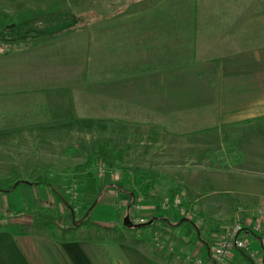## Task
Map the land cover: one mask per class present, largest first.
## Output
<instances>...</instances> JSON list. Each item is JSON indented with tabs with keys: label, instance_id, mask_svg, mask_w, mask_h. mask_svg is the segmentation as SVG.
<instances>
[{
	"label": "rangeland",
	"instance_id": "374dc122",
	"mask_svg": "<svg viewBox=\"0 0 264 264\" xmlns=\"http://www.w3.org/2000/svg\"><path fill=\"white\" fill-rule=\"evenodd\" d=\"M180 1L186 7V0ZM124 2L0 0V225L16 217H10L17 214L15 210L8 214L5 209L16 207L19 202L17 189L26 184L33 186L31 178L36 176L48 177L52 181L51 187H55L69 205L62 207L65 212L62 215L54 210L53 222L65 225L63 219L69 216L72 220L67 222L75 225L90 218V208L85 205L92 200V192L85 188L86 174L90 172L99 187L97 201L110 202L118 210V213L115 211L118 215L116 229L124 230L125 227L123 217H120L122 207L117 204L115 192L132 207L147 185L154 187L162 197L170 195L171 188H176L183 201L191 204L188 207L196 212L195 216L186 218L172 209L185 228L180 235L171 228L176 241L189 243L188 238L192 235H195L194 239L202 240L204 229L218 224L203 217L196 207L197 199L207 215L231 217L235 199L230 198L231 194L225 192V186L219 183L221 174L203 167L205 156L202 152L193 151L195 156L192 159H183L186 151L177 158L173 157V151L166 149L161 142L162 136L158 135L154 120L141 118L148 111L142 102L141 87L131 88L132 92L119 87L115 94V88L108 86L117 75L126 77L127 74L116 69L118 63L121 66L128 61L127 58L109 53L117 48L113 47L120 35L117 31L143 25L136 20L130 22V18L114 19L116 14L131 16L138 13L139 6H125ZM146 9L145 14L156 10L143 7L144 11ZM61 11L71 12V20L75 18L81 22L71 21V29L44 32V35L39 32L40 35L25 36L18 32V28L30 26L38 14ZM124 48L120 46L122 53ZM136 65L131 70L132 75L140 72ZM151 98L154 100L155 96ZM152 106L154 109L155 103ZM192 138L197 143L200 141L198 135ZM180 139L186 141L188 136L181 134ZM164 141L168 140L164 137ZM106 148L108 153L103 159L99 151ZM116 151H121L118 156ZM211 155L220 159L218 149ZM193 159L196 162H191ZM99 165L106 169L102 176L97 173ZM200 168L206 170L187 173ZM186 173L190 189L185 187L189 195L181 192ZM70 186L75 189L70 191ZM224 202L231 204L227 210ZM98 205L93 209L97 221L109 223L114 219L113 207ZM229 219L219 222L225 223ZM81 227H86L84 230L89 228L92 235L112 236L101 226L84 224ZM79 229L76 235L84 236V230ZM157 230L160 227L155 223L151 232ZM253 246L260 247L258 242Z\"/></svg>",
	"mask_w": 264,
	"mask_h": 264
},
{
	"label": "crops",
	"instance_id": "0c3cea01",
	"mask_svg": "<svg viewBox=\"0 0 264 264\" xmlns=\"http://www.w3.org/2000/svg\"><path fill=\"white\" fill-rule=\"evenodd\" d=\"M181 3L180 0H125V6H139L138 13L116 14L114 19L130 18V22L136 20L143 25L117 31L120 35L117 34L113 45L117 48L109 53L127 58L126 63L120 66L119 62L116 68L127 74L117 75L108 86L115 88V94L119 87L127 91L141 87L142 102L148 110L141 118L154 120L165 148L173 151L175 158L186 151L183 159H192L193 151H201L205 156L203 167L220 173L218 180L225 186L223 190L235 199L230 216H253L264 202V0H186V7ZM143 7L156 8L155 13L145 14L147 9L144 11ZM120 46H125L124 53ZM135 65L140 72L132 75ZM181 134H186L188 139L181 142ZM193 135L199 136L198 143ZM216 149L220 159L211 155ZM205 170L191 169L187 173ZM187 173L181 185L185 195L188 193L185 186L190 189ZM17 193L18 204L6 208V212L28 210L30 213L12 215L16 217L0 227V264H184L178 255H207L222 229L219 221L231 218L207 215L197 199L196 207L203 217L218 224L204 229L202 240L192 235L189 243H182L175 240L171 229L179 235L185 230L177 213L172 209L153 211L145 209V205L138 214L151 215L149 220L153 222L138 234L118 227L111 231L112 236H96L89 228L81 227L84 236L57 241L44 228L52 221V212L46 209L62 212L66 202L56 203L43 188L27 184L19 187ZM120 199L118 196L117 200ZM98 204L113 207L110 202H97L95 206ZM230 205L223 203L225 210ZM121 207L123 217L132 208L128 204ZM115 211L118 213L114 209V219L109 223L93 218L100 225L116 226ZM71 220L67 216L63 223L71 225L68 223ZM155 223L160 227L157 232L162 231L174 246L173 252H158L153 248L150 236ZM26 226L33 228L26 231L23 229ZM115 231L117 234H113ZM250 239L257 244L254 235Z\"/></svg>",
	"mask_w": 264,
	"mask_h": 264
},
{
	"label": "built area",
	"instance_id": "2783aa9c",
	"mask_svg": "<svg viewBox=\"0 0 264 264\" xmlns=\"http://www.w3.org/2000/svg\"><path fill=\"white\" fill-rule=\"evenodd\" d=\"M105 170V166L99 165L98 175L102 176ZM74 189V186H70V191ZM118 196V192H115L117 199ZM184 203L180 194L172 198L170 195H165L156 203L149 202L139 195L127 215L133 225L146 222L147 217L138 214L146 205L145 209L159 211L174 209L186 218L195 216L196 212ZM117 204L121 207L126 202L120 199L117 200ZM222 224V229L216 237L217 240L207 255L184 253L178 255L177 258L181 259L184 264H264V202L258 205L253 216L236 215ZM252 235L256 237L260 247L253 246L254 241L250 239ZM150 239L156 251H174V246L162 232H153Z\"/></svg>",
	"mask_w": 264,
	"mask_h": 264
},
{
	"label": "trees",
	"instance_id": "16d2710c",
	"mask_svg": "<svg viewBox=\"0 0 264 264\" xmlns=\"http://www.w3.org/2000/svg\"><path fill=\"white\" fill-rule=\"evenodd\" d=\"M71 17H72V13L69 11H66V13L61 11V12H55L53 14H38L30 22V26L27 25L26 27L18 28L19 29L18 32L23 33V35H25V36H31L35 33L40 35L39 32H42L43 33L42 35H44L45 33H48L50 31H52V33H54L55 31H59L61 29H71L72 28V26H71L72 22H74V20L76 21L75 18H72L73 20H71ZM79 22H81V20L76 21V23H79ZM80 24H82V23H80ZM10 31H12V29H10ZM7 40H9V39H7ZM116 152H117V156H118V153H120L121 151H116ZM107 153H108V148L99 151V155L103 159L106 158ZM30 184H32L33 186H36V187L46 189V191L49 192L52 195V197L55 199L56 203H58L59 201H61V202L63 201L59 192L56 191L55 187H51L52 181L48 177H45V176L33 177V178H31ZM85 188H87L88 191L92 192V194H90V196L92 197V200L90 202H88L87 204H85V205H87L86 208H90L88 210V212L91 213L90 218H84L82 221H80L79 223H77L75 225H58L53 221L46 223L44 225V228L48 232L49 236H51L55 240L61 241V240H67V239H75L77 237L76 233H77L78 229L81 226H83L84 224L87 226L88 225H90V226H101V228H103L104 230H106V231L109 230L110 233H111V231H114L116 229L115 225H111V226L99 225L92 218L93 217V207L98 202L97 198L99 195V187L96 184V179H95L94 174L91 172L86 174ZM169 193H170L171 198L174 197L176 194H178L176 188H171ZM141 194L148 201L155 202V203L159 202L162 199V195L158 194L157 191L155 190V188L150 186V185L145 186L143 188ZM134 202H135V200H134ZM184 204H186V206H189L187 203H184ZM67 206L69 207V205H67ZM46 211H50V212H52L51 215H54L53 209L47 208ZM15 213L23 214V213H30V211L18 210ZM116 216H118V215H116ZM119 216H120V214H119ZM120 217H123V216H120ZM149 219H151V215L147 216V221H149ZM147 221L140 223V224H136V225L131 224V225L124 226V227L128 228L131 231L138 234L139 232H141V231H143V230H145L151 226V223L153 221L150 224H147ZM0 227H2V225H0ZM26 227L27 228L23 227V229L26 231L31 229L30 227L33 228V226H26Z\"/></svg>",
	"mask_w": 264,
	"mask_h": 264
},
{
	"label": "water",
	"instance_id": "95a60500",
	"mask_svg": "<svg viewBox=\"0 0 264 264\" xmlns=\"http://www.w3.org/2000/svg\"><path fill=\"white\" fill-rule=\"evenodd\" d=\"M10 26H12V25H10ZM10 26H7V27H10ZM151 221H152V220L147 221V224H150ZM122 223H123L124 226H128V225H131V224H132V222H131V220L129 219V216H128V215H125V216L123 217V219H122Z\"/></svg>",
	"mask_w": 264,
	"mask_h": 264
}]
</instances>
